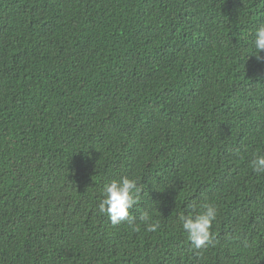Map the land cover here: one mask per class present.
<instances>
[{"label":"trees","instance_id":"1","mask_svg":"<svg viewBox=\"0 0 264 264\" xmlns=\"http://www.w3.org/2000/svg\"><path fill=\"white\" fill-rule=\"evenodd\" d=\"M261 23L264 0H0V264H264ZM123 176L138 230L98 212ZM208 203L195 250L180 217Z\"/></svg>","mask_w":264,"mask_h":264},{"label":"clouds","instance_id":"2","mask_svg":"<svg viewBox=\"0 0 264 264\" xmlns=\"http://www.w3.org/2000/svg\"><path fill=\"white\" fill-rule=\"evenodd\" d=\"M253 36V50L250 54H254L258 61L264 60V57L260 55L264 50V23L256 27ZM251 167L254 172L264 174V154L254 156ZM143 191L137 178L123 176L112 179L103 189V198L98 204V212L106 214L112 225L127 222L133 226L134 230H138L135 224L136 217L132 215L131 210L140 203ZM192 208L191 213L181 215V227L194 249L202 250L210 246L213 241L211 227L217 216V208L210 203L201 205L198 212L195 210V205ZM150 219L147 212L141 213L140 220L146 224L147 231L155 232L160 228V224L152 223Z\"/></svg>","mask_w":264,"mask_h":264}]
</instances>
